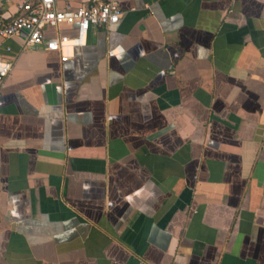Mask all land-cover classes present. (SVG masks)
<instances>
[{
  "label": "crops",
  "instance_id": "1",
  "mask_svg": "<svg viewBox=\"0 0 264 264\" xmlns=\"http://www.w3.org/2000/svg\"><path fill=\"white\" fill-rule=\"evenodd\" d=\"M119 1L0 41V264H264V0Z\"/></svg>",
  "mask_w": 264,
  "mask_h": 264
},
{
  "label": "built area",
  "instance_id": "2",
  "mask_svg": "<svg viewBox=\"0 0 264 264\" xmlns=\"http://www.w3.org/2000/svg\"><path fill=\"white\" fill-rule=\"evenodd\" d=\"M18 1L20 14L0 28V41L23 37L25 50L43 47L47 51L60 53L63 62L71 58L72 41L81 42L82 36L91 28L117 25L123 16L119 0H92L87 6L78 9L68 7L63 11L56 9L55 0ZM65 25L76 26L78 37L72 39L57 35L47 38V31H58ZM13 68V62L0 61V84L10 76Z\"/></svg>",
  "mask_w": 264,
  "mask_h": 264
}]
</instances>
